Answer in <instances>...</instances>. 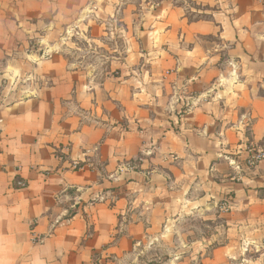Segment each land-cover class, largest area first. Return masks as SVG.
<instances>
[{
	"label": "crops",
	"instance_id": "1",
	"mask_svg": "<svg viewBox=\"0 0 264 264\" xmlns=\"http://www.w3.org/2000/svg\"><path fill=\"white\" fill-rule=\"evenodd\" d=\"M143 1L0 0V264L122 256L186 215L217 221L202 264H264V159L243 168L264 149V0H191L200 19ZM73 27L115 37L112 60L79 57Z\"/></svg>",
	"mask_w": 264,
	"mask_h": 264
},
{
	"label": "rangeland",
	"instance_id": "2",
	"mask_svg": "<svg viewBox=\"0 0 264 264\" xmlns=\"http://www.w3.org/2000/svg\"><path fill=\"white\" fill-rule=\"evenodd\" d=\"M163 0H145V4L139 9L142 13H149L156 9ZM165 1V0H164ZM174 1V0H173ZM179 4H187V16L189 19H200L207 17L204 11L206 7L196 5L191 0H175ZM227 0L222 3L226 4ZM147 3V4H146ZM220 6L217 5L212 10H217ZM190 7L196 8L193 12ZM202 10V12H198ZM140 12V11H137ZM133 24V23H132ZM117 23L114 24L112 33H117ZM70 37V42L74 50H79V57L86 61L104 62L105 65L112 60L108 57V47L111 43L119 46L120 42L114 38L103 41L102 49H93L92 43L86 39L78 27H73L67 32ZM39 44L38 39L31 42V47L37 49ZM93 50V52L88 53ZM45 57V56H43ZM47 57H49L47 55ZM171 72V71H170ZM169 72H167L168 74ZM169 229L162 231L156 236L158 238L145 240L134 247L129 253L122 256L109 254L107 248L92 256L90 264H202V255L209 253V248L203 246V239L210 236L215 230L217 221L215 219H207L205 216L186 215L180 220L172 218L169 222ZM164 232V233H163ZM118 234L115 233L113 238L116 239Z\"/></svg>",
	"mask_w": 264,
	"mask_h": 264
},
{
	"label": "built area",
	"instance_id": "3",
	"mask_svg": "<svg viewBox=\"0 0 264 264\" xmlns=\"http://www.w3.org/2000/svg\"><path fill=\"white\" fill-rule=\"evenodd\" d=\"M182 114H183V110L177 111V116H179L180 118L182 117ZM62 150L63 151L69 150V148L64 147ZM56 157L62 158V155L60 153H57ZM263 159H264V149H262V148L261 149H255L253 147H250L248 149V157L243 163V166H244L243 168H245V169L253 168ZM73 168L77 169L78 166L76 164H74ZM15 185L18 187H25L26 186L25 183L21 180H16ZM230 201H231V198L225 199L220 204V209L222 211H225V212L229 211L231 208L230 207ZM39 240H41V239L38 236H33L34 242H38Z\"/></svg>",
	"mask_w": 264,
	"mask_h": 264
}]
</instances>
